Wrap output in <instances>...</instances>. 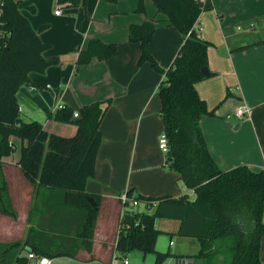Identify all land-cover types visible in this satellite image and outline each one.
<instances>
[{"label":"trees","instance_id":"16d2710c","mask_svg":"<svg viewBox=\"0 0 264 264\" xmlns=\"http://www.w3.org/2000/svg\"><path fill=\"white\" fill-rule=\"evenodd\" d=\"M159 13L175 26L184 41L168 68L160 66L149 45L159 29L158 20L132 24L128 39L141 46L140 64L150 62L163 75L158 86L160 113L169 142L165 165L179 174V180L192 189L195 197H144L127 191L138 201H148L151 211L140 206L129 208L120 219L116 249L121 254L139 250L144 255L154 252L155 264H163L170 251L157 250L162 232L158 218L181 221L178 235L195 238L199 252L179 256L199 260L201 264H263L260 258L264 235V170L254 171L241 164L222 170L208 147L200 121L214 114L196 84L214 75L209 69L208 49L211 42L202 38L197 28L200 15L212 8L210 0H153ZM22 0H0V159L14 150L11 137L22 141L18 161L26 178L40 191L55 197H38L33 205L31 228L24 240L0 242V264H24L26 253L35 252L51 258L77 259L80 249L92 251L101 195L86 191L87 180L96 175V161L103 140L101 122L111 99L95 101L75 109L62 105L52 110L39 94H30V73H44L59 63V58H46L51 45L44 42L20 11ZM77 7L86 0H59ZM138 12H144L139 0ZM119 52L117 43L90 39L78 53L76 63L88 64L93 59L106 61ZM208 67L209 73L202 69ZM57 93L58 90H57ZM28 96L49 118L73 121L77 132L65 136L49 132L39 120H25L20 99ZM228 96V95H227ZM94 199L96 205L90 202ZM43 204V206H42ZM42 206V208L40 207ZM47 207V209H45ZM59 212L48 218L50 211ZM0 211L12 217L17 212L12 204L6 180L0 182ZM62 213V214H61ZM24 251V254H22Z\"/></svg>","mask_w":264,"mask_h":264},{"label":"crops","instance_id":"0c3cea01","mask_svg":"<svg viewBox=\"0 0 264 264\" xmlns=\"http://www.w3.org/2000/svg\"><path fill=\"white\" fill-rule=\"evenodd\" d=\"M210 2L212 8L200 15L196 26L201 37L211 42L208 67L214 75L199 81L196 88L209 109L214 110V114L203 116L200 124L210 152L222 170L246 164L254 171H262L264 0ZM26 3L25 6L30 8L31 13L21 12L36 31L46 21L52 23L48 29L40 32V36L51 45L44 56L48 59L59 58V63L48 67L44 73H30L32 84L37 87H28L30 94H39L52 110L68 105L80 112V108L86 104L107 99L112 101L101 122L103 140L97 156L96 175L86 183L87 192L102 197L94 244L92 251L80 249L76 256L83 261L112 264L113 261H109L117 252L116 239L122 212L119 197L122 194L135 188V193L144 197H178L183 194L195 197L194 191L179 180V174L165 165L166 154L159 148L164 123L160 113L158 86L163 75L155 71L150 62L139 63L140 43L129 41L128 33L132 24L150 19L158 20L159 29L149 48L156 61L164 68L172 64L184 38L175 26L168 24L166 16L157 11L153 0H144L146 11L140 14L137 11L139 0H130L128 11L134 15L123 20L120 27H106L104 30L96 26L97 16L101 15L98 11L103 5H96L88 19V12L81 11L83 5L73 7L68 2L59 3V0H54L57 7L68 6V13L61 11L56 14L55 10L48 18L45 14L37 13L41 0H28ZM116 6H105L101 19L112 13H127V10L121 11ZM83 23H87L84 31L80 29ZM53 27L61 28L58 37L51 35ZM93 38L117 43L118 54L106 61L93 59L88 64H77L78 53ZM241 102L251 107L250 115L243 118L235 115ZM34 104L28 96H22V115L26 110L24 107H32ZM26 112L27 117H32L27 110ZM50 121L48 116L44 123L41 121L49 132L65 136H72L77 132V126L64 127L57 123L51 124ZM11 141L16 147L15 141ZM18 142V157L10 155L0 159V182L3 178L6 180L10 197H24V200H31L32 197H55L47 190L36 189L24 176L18 164L22 141ZM12 186L18 195L12 194ZM55 214L60 215L52 210L47 217L51 218ZM14 223V226L23 227L25 239L31 224L22 221V218ZM156 226L170 236L168 251L172 256L166 263L176 264L182 258L179 256L199 252L200 244L195 238L178 235L180 220L158 218ZM175 235L183 240H194L198 245L197 252L188 253L180 244L174 243L172 237ZM260 258L264 264V235L261 238ZM192 261L193 264H201L199 260ZM117 264H124V261Z\"/></svg>","mask_w":264,"mask_h":264},{"label":"rangeland","instance_id":"374dc122","mask_svg":"<svg viewBox=\"0 0 264 264\" xmlns=\"http://www.w3.org/2000/svg\"><path fill=\"white\" fill-rule=\"evenodd\" d=\"M26 1L28 2V0H22V2L20 3L19 9L20 11H22L23 13H31L30 8L26 7L25 5L27 4ZM130 0H86V3L81 6L83 7L81 11L85 10L88 16V19H90L89 16H91V13L94 11L96 5H103L98 13L102 15V10L103 8H105V6H114L117 5L116 7L120 8L121 11L127 10L126 14L122 13V14H109L105 16V19H101V15L97 16V21H96V26L99 27V29L104 30V28L108 27V28H116V27H120L121 23L123 20L127 19L128 17H131L132 15H134L131 11H128L130 8V4H129ZM41 7L40 9L37 11V13L40 14H45L48 18L51 17V14L55 13V10L60 9L62 10V12L68 13V6L65 7H57L54 5V0H41ZM145 7V6H144ZM41 11V12H40ZM145 11H146V7H145ZM115 12V11H114ZM35 13V10H34ZM142 12H139V14ZM87 19V18H86ZM47 23L45 24H50V21H46ZM52 24V23H51ZM87 23H83V25H81V30L84 31L86 29ZM50 27V26H49ZM48 27V28H49ZM46 28V29H48ZM45 29V30H46ZM51 35L54 37H58L60 35L61 32V28L60 27H53L51 29ZM26 108V110L29 112V115H31L32 117H27L26 115V110L24 115H22V117L25 120H39L42 121L43 123L45 122V118L47 116V114L36 104H34L32 107H24ZM22 113V111H21ZM49 118V117H48ZM51 121L50 123H57V125H63L64 127H74L76 126V124L73 121H67V122H61V121H57L53 118H49ZM14 137V138H13ZM13 138V139H12ZM11 140H14L15 143L17 144L16 147L13 144V146L15 147L14 150L12 151V153L10 154L11 156L14 155L16 157H18L19 153H20V142H18L20 140V138L12 136ZM9 155V156H10ZM7 156H4L3 158H5ZM12 179H13V175ZM25 176V175H24ZM21 177V176H20ZM26 177V176H25ZM11 192L12 194L14 193L15 195H18V192H16L15 188L12 186L11 188ZM35 193V192H34ZM36 197H32L31 200L26 199L24 200V197H11L12 200V204L17 212V216L16 217H12L8 214L2 213L0 211V242H13V241H17V240H24V233L22 231L23 227L21 226H14V221L19 222L20 219L22 218V221H27L28 223L31 224V217L33 216V205ZM38 201H39V197H38ZM43 206V204H42ZM42 206H40L42 208ZM141 209H144V206L141 205L140 206ZM47 209V207L45 208ZM26 217V218H25ZM32 226V224H31ZM30 226V227H31ZM180 236L175 235L172 237V240L174 241V243H176L177 245H181L182 247H184L186 250H188V253H195L198 250V245L196 244V242L194 240H183L181 238H179ZM170 247V236L167 233H164L163 231L160 233L158 240H157V244H156V248L159 251L162 252H167L169 250ZM117 251V250H116ZM24 254V251L23 253ZM125 259H128L129 264H155L156 261V255L154 252H150L146 255H144L141 251L139 250H132L129 251L125 254H121L120 252H116L115 256L109 261L110 263L113 261L115 264L117 263H123V261ZM56 262L58 264H103L100 261H83V260H79V259H73V258H69V257H59L58 259H56ZM163 264H169L166 263V261Z\"/></svg>","mask_w":264,"mask_h":264},{"label":"built area","instance_id":"2783aa9c","mask_svg":"<svg viewBox=\"0 0 264 264\" xmlns=\"http://www.w3.org/2000/svg\"><path fill=\"white\" fill-rule=\"evenodd\" d=\"M202 3H206L208 0H199ZM60 7V6H59ZM62 10L57 9L56 14H60ZM32 89H35V87H31ZM21 110V107H20ZM251 113V107L245 103L241 102L238 107L235 110V115L239 118L246 117L247 115H250ZM74 117H79L81 114L79 111H74ZM159 148L164 152L165 154L169 151V142L166 134L163 132L159 138ZM120 202L122 205V212H121V218L125 214V211L129 208H135L138 206L143 205L144 209L147 211H151V205H149L148 201H138L130 196H128L127 192L122 194L120 197ZM120 228V225H119ZM119 231V229H118ZM128 259L124 260V264H128ZM24 264H58L54 258H51L46 255H40L35 252H27L26 253V262ZM112 264H115L114 262ZM176 264H193L192 259L189 258H181Z\"/></svg>","mask_w":264,"mask_h":264},{"label":"water","instance_id":"95a60500","mask_svg":"<svg viewBox=\"0 0 264 264\" xmlns=\"http://www.w3.org/2000/svg\"><path fill=\"white\" fill-rule=\"evenodd\" d=\"M202 72H203L204 74H208V73H209L208 67H204V68L202 69ZM90 202H91L93 205H96V202L94 201V199L90 198ZM178 261H179V260H178ZM178 261H177V262H178Z\"/></svg>","mask_w":264,"mask_h":264}]
</instances>
